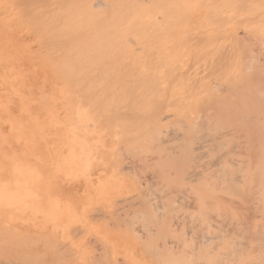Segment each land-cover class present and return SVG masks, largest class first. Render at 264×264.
<instances>
[{"label":"rangeland","instance_id":"1","mask_svg":"<svg viewBox=\"0 0 264 264\" xmlns=\"http://www.w3.org/2000/svg\"><path fill=\"white\" fill-rule=\"evenodd\" d=\"M95 1L0 0L2 165L10 183L14 164L33 172L34 195L0 221V264H126L125 249L133 264H221L196 202L211 162L250 177L264 160V0H110L108 17ZM110 175L122 194L82 219ZM55 197L80 217L68 234L84 262L42 218Z\"/></svg>","mask_w":264,"mask_h":264},{"label":"bare ground","instance_id":"2","mask_svg":"<svg viewBox=\"0 0 264 264\" xmlns=\"http://www.w3.org/2000/svg\"><path fill=\"white\" fill-rule=\"evenodd\" d=\"M114 2L116 0H113ZM157 0H121L122 4L129 3L132 12L135 7L143 9V2H156ZM177 1V0H174ZM215 1V0H214ZM131 2V3H130ZM141 2V4H138ZM93 5L103 8L104 17L112 16L117 4L110 0H96ZM140 5V6H139ZM236 61H230L232 69ZM93 125V124H92ZM69 161L79 162L82 152L72 151ZM4 155L0 152V221L7 227L15 220L14 209L20 211L32 207L33 193L28 191L27 184L33 178V172L20 169L14 164L10 174L13 180L5 181L6 173L3 167ZM217 166L209 172L217 176L214 185H211L209 195H202L196 202L202 215L197 226L200 231L201 241L206 243L212 237L217 241L214 245L215 258L220 255L219 263L224 264H264V160L256 169L253 176L248 177L245 172L240 173L219 162H211ZM3 164V165H2ZM231 165H234L233 163ZM235 171V172H234ZM69 177L72 169L64 171ZM79 172V171H78ZM237 175H236V174ZM111 175L104 180H99L94 187V193L88 196V201L83 207L81 218L86 219V211L99 200L110 202L123 192L122 181H113ZM36 210V208H34ZM44 220L52 221V233L65 238L69 246L81 248V242L70 239L68 229L80 217L69 202L58 197L49 200L43 212ZM198 220V219H197ZM90 230L103 241L111 243L114 247H125L129 242L114 229H105L104 223H90ZM204 230V231H203ZM206 231V233H204ZM213 236H210V233ZM226 245V247H225ZM126 264H133L125 249ZM214 255V254H213ZM79 262L85 261V250L76 255Z\"/></svg>","mask_w":264,"mask_h":264}]
</instances>
